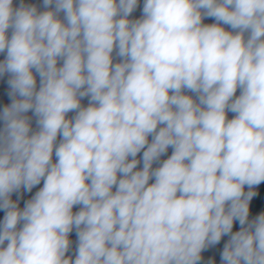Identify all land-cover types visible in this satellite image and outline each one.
Here are the masks:
<instances>
[{"label":"clouds","instance_id":"1","mask_svg":"<svg viewBox=\"0 0 264 264\" xmlns=\"http://www.w3.org/2000/svg\"><path fill=\"white\" fill-rule=\"evenodd\" d=\"M43 5L0 0V264H264V0Z\"/></svg>","mask_w":264,"mask_h":264},{"label":"water","instance_id":"2","mask_svg":"<svg viewBox=\"0 0 264 264\" xmlns=\"http://www.w3.org/2000/svg\"><path fill=\"white\" fill-rule=\"evenodd\" d=\"M23 2L26 5H32L34 4L39 11H44L46 10L44 8L43 5V0H13V5L14 7H19L20 3ZM143 3L144 0H138V5L137 8L133 11V13L130 15V19H139L142 15H143ZM62 13H61V17H62ZM205 23H212L214 22L211 18H205ZM226 29L228 28V26H225ZM231 30V29H228ZM11 30H9V34H10ZM114 55V59L115 58V53ZM5 54L0 53V60L4 59ZM9 79L8 74H5L4 76H0V110H2V107L4 104L6 103H10V99L8 98L7 93L10 91V88L7 85V80ZM37 81H38V85H39V77H37ZM191 94V93H189ZM239 94V90L237 92V95ZM88 101L87 99L82 100V104H84L85 106L87 105ZM27 115H29V117L31 118V122H32V127L33 130H36V117L32 114V112L30 111L29 113H27ZM74 115V113H69V116ZM234 114L229 112L228 116L229 118H232ZM3 127V122L0 121V128ZM151 140V137L149 138ZM59 140V138H58ZM172 153V148H169L168 152L164 155H162L160 157V161L159 162H155L153 164V167H158L159 163L162 162L163 160L167 159L168 156H170ZM142 157V153L138 154L137 159H141ZM55 159V158H54ZM142 167V163L141 165H138V168ZM151 182V181H150ZM43 182H41L40 185L35 186L31 192H26L23 188L20 189L19 193H14L13 194V199L16 200L19 204V207L23 208L24 203L26 200L30 199L36 191L39 190L40 187H42ZM248 188L247 186H245V191H247ZM256 192V195L253 197L252 201H250V214H249V220L254 219L256 216H258L259 214H261L262 212H264V182H262L260 185H257L254 187L253 189ZM78 210L74 208V211ZM3 215L4 212L0 211V223H2L3 220ZM240 225L238 224V222H236L234 224V229L233 231L239 230ZM71 239L73 240V245L72 248L70 249L69 255L75 256V247H76V236H75V232H73V234L71 235ZM229 239L228 236H225L222 238L221 242L217 245H213L210 246L208 249L204 250L202 252V260L199 262V264H212V262L214 261V264H222L221 260H220V253L223 250V245L227 242V240Z\"/></svg>","mask_w":264,"mask_h":264}]
</instances>
